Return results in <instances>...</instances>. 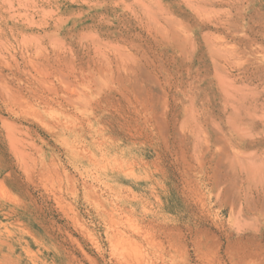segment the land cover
I'll list each match as a JSON object with an SVG mask.
<instances>
[{
    "label": "rangeland",
    "instance_id": "rangeland-1",
    "mask_svg": "<svg viewBox=\"0 0 264 264\" xmlns=\"http://www.w3.org/2000/svg\"><path fill=\"white\" fill-rule=\"evenodd\" d=\"M0 264H264V0H0Z\"/></svg>",
    "mask_w": 264,
    "mask_h": 264
},
{
    "label": "bare ground",
    "instance_id": "bare-ground-1",
    "mask_svg": "<svg viewBox=\"0 0 264 264\" xmlns=\"http://www.w3.org/2000/svg\"><path fill=\"white\" fill-rule=\"evenodd\" d=\"M238 128L240 129V127H238ZM239 129H238V130H239ZM260 146H261V145H260Z\"/></svg>",
    "mask_w": 264,
    "mask_h": 264
}]
</instances>
